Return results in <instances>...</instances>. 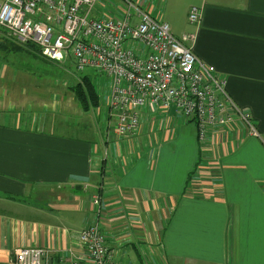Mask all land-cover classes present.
Here are the masks:
<instances>
[{
	"label": "crops",
	"instance_id": "1",
	"mask_svg": "<svg viewBox=\"0 0 264 264\" xmlns=\"http://www.w3.org/2000/svg\"><path fill=\"white\" fill-rule=\"evenodd\" d=\"M146 6L176 36L195 34L197 56L227 78L257 134L236 122L200 142L174 106L148 104L136 135L119 136L109 113L107 139L73 138L52 128V86L41 102L44 83L0 61V264L25 246L49 247L55 264H68L98 219L117 262L264 264V0ZM191 6L201 9L197 24ZM77 104L75 115L91 111Z\"/></svg>",
	"mask_w": 264,
	"mask_h": 264
},
{
	"label": "built area",
	"instance_id": "2",
	"mask_svg": "<svg viewBox=\"0 0 264 264\" xmlns=\"http://www.w3.org/2000/svg\"><path fill=\"white\" fill-rule=\"evenodd\" d=\"M122 15L97 11L99 0H0V26L18 43H34L49 60H74L78 72L88 66L109 79L107 106L119 136L136 135L143 108L163 111L174 106L183 119L195 122L200 142L211 130L236 122L257 134L250 115L227 89V78L197 56L195 34L176 36L170 25L154 16L146 0H124ZM201 9L191 6L189 20L199 23ZM97 214L100 196H94ZM84 254L68 264L117 262L99 219L79 234ZM13 264H55L53 250L25 246L15 251Z\"/></svg>",
	"mask_w": 264,
	"mask_h": 264
},
{
	"label": "rangeland",
	"instance_id": "3",
	"mask_svg": "<svg viewBox=\"0 0 264 264\" xmlns=\"http://www.w3.org/2000/svg\"><path fill=\"white\" fill-rule=\"evenodd\" d=\"M135 2L140 5V2L136 0ZM159 3L162 4V2ZM126 8H128V4L124 0H99L97 4L98 13L107 16H113L115 14L116 16L122 15V11ZM155 10L157 12L160 11L158 8H155ZM0 28L5 30L8 38L12 39L5 28L1 26ZM7 59V63L12 65L11 69L18 71L16 73H19V75H25L27 73V76H32L34 82H36L32 86L35 87L36 84L44 83L42 86L44 89L41 88L39 90L40 95L43 97V99H40L41 102H48L47 96L50 95L48 88L52 86V128L56 124L57 128H54L56 132L68 134V136L73 138L89 137L90 139L96 140L107 139L109 109L106 102L109 94V79L105 73L91 66L85 68L83 72H78L73 62L74 60L71 58L60 61L57 64L53 61L50 62L51 60L43 55L35 56L20 52L8 54ZM23 70L24 72H22ZM8 74H12L10 68ZM81 76H88L92 79L100 97V106L91 108V111L85 116L75 115L78 112L79 105L74 97L72 88L81 79ZM27 89L29 94L37 91L31 86H28ZM56 97L58 99L57 101L55 100ZM61 105L66 106L68 109L65 111L73 115L56 111L55 108L59 110L63 109ZM171 108L174 107L171 106Z\"/></svg>",
	"mask_w": 264,
	"mask_h": 264
},
{
	"label": "trees",
	"instance_id": "4",
	"mask_svg": "<svg viewBox=\"0 0 264 264\" xmlns=\"http://www.w3.org/2000/svg\"><path fill=\"white\" fill-rule=\"evenodd\" d=\"M20 52H25L28 55L42 56L37 45L34 43L20 44L16 40L8 38L5 30L0 28V61L7 62L8 54ZM72 88L78 103L84 110H90L99 105L100 97L96 85L90 77L81 76V79L78 80Z\"/></svg>",
	"mask_w": 264,
	"mask_h": 264
},
{
	"label": "bare ground",
	"instance_id": "5",
	"mask_svg": "<svg viewBox=\"0 0 264 264\" xmlns=\"http://www.w3.org/2000/svg\"><path fill=\"white\" fill-rule=\"evenodd\" d=\"M66 59H67V58H66ZM51 61H54V62H57V63L60 62L59 60H51Z\"/></svg>",
	"mask_w": 264,
	"mask_h": 264
}]
</instances>
